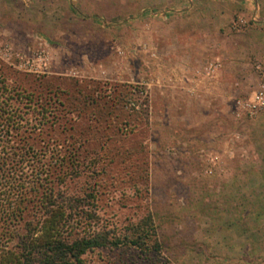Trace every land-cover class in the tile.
<instances>
[{
  "label": "rangeland",
  "instance_id": "rangeland-1",
  "mask_svg": "<svg viewBox=\"0 0 264 264\" xmlns=\"http://www.w3.org/2000/svg\"><path fill=\"white\" fill-rule=\"evenodd\" d=\"M27 1L0 0V91L25 122L10 133L0 126V138L29 140L25 176L38 198L95 194L92 216L71 218L70 239L137 238L148 214L156 230L147 248L97 247L75 264H264V123L238 105L264 62L226 69L214 45L163 25L183 10L163 13L154 0H79L78 13ZM138 5L142 13L131 10ZM184 54L195 91L183 87ZM33 213L0 217L8 248Z\"/></svg>",
  "mask_w": 264,
  "mask_h": 264
},
{
  "label": "trees",
  "instance_id": "trees-1",
  "mask_svg": "<svg viewBox=\"0 0 264 264\" xmlns=\"http://www.w3.org/2000/svg\"><path fill=\"white\" fill-rule=\"evenodd\" d=\"M1 83L3 77L0 78ZM54 84L57 89L60 87L55 81H51L49 86ZM0 93V126L7 128L5 133L24 127V116L8 103L10 98L4 97L1 91ZM14 141L12 138H0V217L5 224L22 221L26 212L31 209L36 222L25 221L24 232L18 234L15 248H8L9 242H5L3 238L0 240V264H75L82 262V257L87 251L97 247L132 244L147 248V239L156 240V230L150 214L134 227L136 231H142L137 238L110 237L106 232H99L94 236L70 239L65 233L70 227L71 218L80 210L89 217L92 216L85 208L94 206L92 200L95 194L68 195L61 189H49V192L38 198L35 194L37 188L29 186L25 176L29 175L27 163L34 158L25 151L29 140L18 138L15 141L17 145ZM14 149L19 151L15 153ZM38 169L35 177L40 180L39 175L44 173L40 166Z\"/></svg>",
  "mask_w": 264,
  "mask_h": 264
},
{
  "label": "crops",
  "instance_id": "crops-1",
  "mask_svg": "<svg viewBox=\"0 0 264 264\" xmlns=\"http://www.w3.org/2000/svg\"><path fill=\"white\" fill-rule=\"evenodd\" d=\"M55 1V5H66L70 9L73 8L77 13L78 10L84 11L79 0ZM154 3L156 8H159L162 12L168 11L170 8L183 10L178 13L183 16H177L176 20H174V16H171V20H166L163 25L170 27L172 31H179V34L183 35L184 42H187L184 35L192 37L189 34L193 33L194 35L195 33L196 38L195 36L191 38L192 44L214 45V48L210 50L214 52L213 54L216 57L227 59L224 60L226 69L230 65L232 68L230 70L233 72L235 69L236 72V68H239L237 64L247 67L248 62L253 59L264 62V0H154ZM96 10L99 9H94V11ZM131 10L142 13L143 8L138 5ZM105 11L103 8V13ZM237 16L246 19L248 24L246 27L233 30L231 22ZM160 33L157 35L162 34ZM177 39L181 41L182 37L178 36ZM188 59H190V54H184L181 61L186 65V62H189ZM185 65L182 75L183 87L195 91L199 84H193L192 79H190L191 74L195 72H191L192 66L190 64ZM247 70H249V67ZM172 72L171 78L176 75L174 68ZM217 79L216 82L219 83L220 77ZM257 120L264 123V114L259 116Z\"/></svg>",
  "mask_w": 264,
  "mask_h": 264
},
{
  "label": "built area",
  "instance_id": "built-area-1",
  "mask_svg": "<svg viewBox=\"0 0 264 264\" xmlns=\"http://www.w3.org/2000/svg\"><path fill=\"white\" fill-rule=\"evenodd\" d=\"M45 59L41 55L39 61L43 62ZM217 67L218 65H215L214 68H209V73L215 71L214 69ZM255 70L259 78L257 88L246 99L238 100V105L242 106L246 116L250 118H256L264 114V65L261 62L256 63Z\"/></svg>",
  "mask_w": 264,
  "mask_h": 264
}]
</instances>
